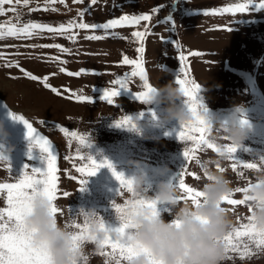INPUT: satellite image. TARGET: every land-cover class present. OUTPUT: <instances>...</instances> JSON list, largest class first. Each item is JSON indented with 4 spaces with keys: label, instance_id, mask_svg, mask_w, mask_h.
Masks as SVG:
<instances>
[{
    "label": "rangeland",
    "instance_id": "374dc122",
    "mask_svg": "<svg viewBox=\"0 0 264 264\" xmlns=\"http://www.w3.org/2000/svg\"><path fill=\"white\" fill-rule=\"evenodd\" d=\"M245 2L97 0L92 5L91 0H83V3L64 0V3L53 5L48 4L47 0H29L25 7L23 0H20L18 5H4L5 14L0 15V23L14 21L22 24L31 21L58 27L70 20L100 25L123 15H150L152 19L141 22L139 26L118 27L108 32L77 28L73 30L75 41L50 33L35 35L31 39H0V55L3 57L0 58V123L8 133L7 141H0V154L6 157L4 163L10 165L12 174L10 176L0 165V183L14 182V177L21 178L26 165L46 170V154L38 148H31L30 152L33 141L27 136V128L22 122L13 120L12 114L28 119L37 132L52 142L57 152L60 198L56 205L62 210L57 217L64 226L71 224L74 218L83 223L81 210H94L107 226L119 227L120 221L112 204L114 201L123 203L128 194L125 191L123 196L119 195L120 184L108 168L100 169L96 176L89 178L86 191H79L81 185L71 177L81 179L72 166L80 162L65 159L75 156L78 145L73 142L69 147L68 138L59 130L61 127L88 135L93 146L82 149V152L86 154L87 151L97 162L104 159L111 161L126 178L143 171L151 184L146 192L149 197H155L161 181L177 185L185 167L199 177L185 176L186 183L195 189L205 178V168L218 171L217 164L225 169L224 174L233 182L234 189L253 182L256 171L241 169L246 173L241 178L232 171L230 161L220 160L212 150L198 153L200 164H187L184 157L186 145L178 138L182 126L173 121L156 127L155 118L162 108L136 100L134 93L143 90L138 78L129 84L132 92L121 90L120 96L114 98V105L101 99L106 89L115 87L111 81L131 71L130 66L121 65L122 58L124 55L136 58L135 48L138 44L132 33L146 28L144 64L149 82L163 86L170 80H176L181 68L180 50L185 55L200 53L189 56L186 63L190 65V77L202 89L203 104L221 118L226 117L234 105L243 104L246 111L242 116L253 125L248 139L233 154V158L241 163L264 161V9L256 11L250 8L245 13L236 14H205ZM260 2L254 0L255 4ZM13 7L20 14V20L16 19L17 13L9 11ZM45 7L49 10L44 11ZM33 8L38 10L32 11ZM52 8L56 11L53 12ZM80 12L85 13L82 18ZM229 28L232 30H226ZM90 35L106 38L88 40L86 37ZM56 44L70 51L64 53L55 47H41ZM6 62L18 63L40 80L47 76L49 84L62 95L57 96L40 81H32L20 68L6 67ZM60 68L73 73L84 70L87 74L69 76L60 72ZM69 89L92 97L94 102H76L74 98H69L70 94L66 91ZM123 116H130L134 120L139 118L140 126L136 130L116 127V121ZM129 161H139L141 169H134ZM161 172L166 174L161 176ZM65 192L69 193L68 197L63 196ZM233 198L243 199V193H235ZM226 206L233 210V206ZM0 207H6L4 197H0ZM160 209L166 220L172 219L163 206ZM233 214L238 223L246 222L245 218L250 213L244 204L235 206ZM70 229L76 231L75 228ZM83 251L88 256V264H105L106 258L99 255L94 244L85 243ZM229 255L233 258H227L225 264H264V252L243 261L236 254Z\"/></svg>",
    "mask_w": 264,
    "mask_h": 264
},
{
    "label": "snow or ice",
    "instance_id": "6c2138e0",
    "mask_svg": "<svg viewBox=\"0 0 264 264\" xmlns=\"http://www.w3.org/2000/svg\"><path fill=\"white\" fill-rule=\"evenodd\" d=\"M57 2L64 3V0H47L48 4L54 5ZM76 2L83 3V0H76ZM14 3L18 5L20 4V0H0V15L5 14L4 5H12ZM23 3L24 6L27 7L29 0H23ZM96 3L97 0H91L92 5H95ZM250 8H253L256 11L264 9V0H261L259 4H255L254 0H246L245 3L235 4L205 14L222 15L225 13H245L249 11ZM37 10V8L32 9V11ZM43 10L48 11L49 9L45 7ZM51 10L53 12L56 11L55 8H52ZM9 11L17 13V20L21 19V16L15 7L10 8ZM155 11L158 12L159 9H155ZM84 15V12L79 13L81 18ZM151 19L152 16L150 15H123L118 19H111L107 23L100 25L89 24L86 22L78 23L76 20H70L66 24L61 23L58 27L40 22L29 21L18 24L14 21H9L7 23H0V39H31L35 35L50 33L75 41L76 36L73 33V30L77 28L82 30L102 29L105 32H108V30L116 29L118 27L139 26L141 22H150ZM226 30L231 31L232 29L229 28ZM146 35V28L132 33V36L138 44V47L135 48L137 56L136 58H129L127 55L123 56L121 65L130 66L131 71L124 73L122 76H117L111 81V84L115 85V87L108 88L104 91L101 99L106 101L109 105L115 104L114 98L120 96L121 90L132 92L129 84L134 78H138L139 81L142 82L143 90L134 93L136 100L140 103L147 104L151 93L155 90L153 85L149 82V77L144 64V54L146 51L144 41ZM86 38L88 40L100 41L106 37L102 35H90ZM41 47H55L64 53L70 51L68 48H64L59 44L41 45ZM177 49H180L178 44ZM193 55L198 56L200 53L191 52L188 55H185L184 52L180 50L179 62L181 68L180 74L175 80L185 94L187 107L195 116V122L191 126H182V130L178 133L179 140L186 145L184 157L187 164L190 165L192 162L200 164L198 153L208 149L220 155L226 153L227 161L231 162L232 171L241 178L246 174L243 170L261 171L264 161L261 163H241L233 158V154L238 150L237 147L225 145L222 149L217 144L208 140L209 129L206 122L201 119L199 115L201 109L207 110L202 102V96L200 94L202 89L200 85L190 77V65L186 63L188 57ZM0 58H3L2 55H0ZM5 66L9 68H20V71L32 81H40L46 89H50V91L57 96L62 95L56 87L49 84L47 76H45L43 80H40L39 77L28 73L21 68L18 63L6 62ZM60 72L76 77H79L82 74H87L84 73V70L73 73L66 71L65 68H60ZM92 74L95 75L96 73ZM66 91L70 94L69 98H74L76 102H94L92 97L71 92L70 89ZM153 116H155L154 113ZM12 119L22 122L27 128V136L33 141L30 145V152L31 148H38L41 153L46 154V170L41 171L40 169L29 168V166L26 165L21 178L16 179L14 177V182L0 183V197H4L6 202V207H0V264H53L51 253L43 246H35L33 239L34 231H28L24 221L26 216L31 215L34 212L33 202L37 196H44L53 203L51 209L53 215H58L62 212V210L56 205V201L60 198V169L58 167V155L52 142L37 132L33 124L23 115L12 114ZM41 123H43V121H41ZM242 123H247V121L244 120ZM115 126L118 128H127L128 130H136L134 119L130 116H123L118 119ZM59 130L68 138L70 148L73 142L78 145L75 151V156L65 157V159L80 162L78 164H73L72 166L81 179L77 180L76 177H71V179L76 180L77 183L81 185L79 191H86L89 178L96 176L102 168H108L112 172L114 178L119 182L120 196H123L125 191H132V181L126 178L123 173L118 172L111 161L104 159L101 162H97V160L89 155L87 151L86 154L82 152V149L87 150L93 146L88 135L80 134L64 127H61ZM29 158L31 159V154L29 155ZM5 161L6 157L0 154V165L4 166L9 175L12 176L10 165L4 163ZM201 166L203 167V165ZM216 167L220 172L225 171V169L220 167L219 164H217ZM206 171L207 168H205L204 172L206 173ZM186 175H191L196 179H199V177L195 176V173L189 172L188 168L185 167L178 178V184L176 186L183 194V199L191 200L198 206L203 197V193L186 183ZM251 183L252 182L249 181L247 186L251 185ZM247 186L236 188L235 193H245L248 190ZM235 193H233L232 197L225 198V203L233 206V210L235 206L244 205L246 200V197L243 199L233 198ZM63 196L68 197L69 193L65 192L63 193ZM112 207L119 218L120 226L112 228L105 224L102 217H97V229L101 235L92 234V225L88 222L86 215L83 219V223L77 222L74 218L71 224L65 225L67 228L76 229L73 233V250L81 255V260L74 261V264H88V256L83 251L84 245L85 243H92L95 245L97 242L101 249L99 255L106 258L105 264H132V261L141 254V251H143V254L149 256L150 264H160V262L151 257L147 250H140L130 243L132 238L131 233L139 227L132 221V216L136 214V211L134 210L150 208L153 209L154 214L158 216L161 213V209L157 207V201L145 195L141 199L134 201L125 200L123 203H117V201H114ZM164 211L168 210L164 209ZM81 215H84L83 210H81ZM245 220L246 222L238 221L239 227L224 238L227 252L229 254L238 255L242 261L255 256L257 253L264 252V232L256 229L251 218L246 217ZM175 224L177 227L179 226V222H175ZM113 233L118 234L119 238L114 236ZM228 258L232 259L233 256L228 255Z\"/></svg>",
    "mask_w": 264,
    "mask_h": 264
},
{
    "label": "clouds",
    "instance_id": "9594fccd",
    "mask_svg": "<svg viewBox=\"0 0 264 264\" xmlns=\"http://www.w3.org/2000/svg\"><path fill=\"white\" fill-rule=\"evenodd\" d=\"M146 105H156L162 108L157 115L156 127H163L173 121L181 126H191L195 122L194 114L186 104V97L181 87L170 80L166 85H153ZM207 108V107H206ZM246 111L243 104L234 105L230 113L221 118L207 110H200V117L209 129L208 140L220 148L225 145L238 149L248 139L253 125L242 116ZM246 120L247 123H242ZM136 127L141 121L134 120ZM8 133L0 123V141L6 142ZM11 151V149H9ZM220 160L227 161V154H217ZM219 161H217L218 163ZM136 170L141 169L139 161H129ZM161 172L160 175H165ZM204 180L196 188L203 193L199 205L182 198V193L176 185L161 181L155 197L157 207L167 209L172 219L166 220L161 212L158 216L153 209L143 208L136 211L132 221L139 227L131 233L130 243L140 250H147L153 259L160 264H225L229 253L226 250L224 238L239 227L233 210L226 206L225 198L232 197L235 189L233 182L224 174L211 167L203 173ZM132 181V191L127 192L129 201L139 200L146 195L151 184L143 171L135 172L128 178ZM243 193L245 204L249 210V218L258 231L264 232V165L257 172L255 180L247 186ZM34 212L25 217L28 231H34L35 246L45 247L52 255L53 264H74L80 261L81 255L73 250L74 230L65 227L57 215L52 214L53 203L44 196L34 200ZM80 215L92 225V234L101 235L97 229L96 211L89 210ZM175 222H179L177 227ZM118 237V234L113 233ZM96 250L101 251L99 243ZM132 264H150L149 256L138 255Z\"/></svg>",
    "mask_w": 264,
    "mask_h": 264
}]
</instances>
